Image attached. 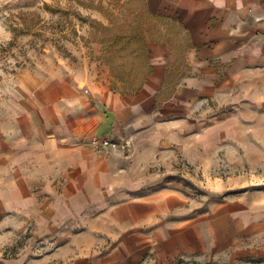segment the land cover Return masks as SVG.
Segmentation results:
<instances>
[{"label":"rangeland","instance_id":"374dc122","mask_svg":"<svg viewBox=\"0 0 264 264\" xmlns=\"http://www.w3.org/2000/svg\"><path fill=\"white\" fill-rule=\"evenodd\" d=\"M143 6L144 0H0V149L21 144L30 133V114L50 126L54 105L42 104L56 99L62 77L77 81L79 100L64 113L79 120L94 108L103 118L108 112L84 93L93 82L122 96L134 93L148 69L132 48L138 46L134 35L144 32L147 40L157 29ZM125 34H132V44L121 49ZM117 129L116 137L91 136L125 146L91 148L88 166L72 186L79 196L81 256H102L103 264H245L261 258L238 255L251 247L245 237L219 242L208 234L216 218L224 219V230L236 229L237 203L247 209L255 193L264 192V67L228 75L212 98L169 119L152 109L149 118ZM29 227L0 258L30 244L35 254L44 250ZM88 227L93 233L87 236Z\"/></svg>","mask_w":264,"mask_h":264},{"label":"crops","instance_id":"0c3cea01","mask_svg":"<svg viewBox=\"0 0 264 264\" xmlns=\"http://www.w3.org/2000/svg\"><path fill=\"white\" fill-rule=\"evenodd\" d=\"M143 7L157 29L147 39L151 69L140 88L122 96L91 83L92 104L108 112L103 118L94 108L79 120L64 113L67 104L79 100L77 81L62 77L56 99L52 103L47 97L42 104L45 109L54 105L55 113L47 115L50 126L43 116H35L37 124L30 114V133L21 144L0 149V252L29 225L44 249L35 254L30 244L14 256L1 257L0 264H103L102 256L80 255L79 196L77 189L72 191L91 150H104L89 143L91 135L116 137L119 123L125 126L145 114L149 118L152 109L169 119L212 98L228 75L264 67V0H144ZM60 185L64 189L58 192ZM237 204V228L224 230V219L216 218L209 240L246 239L251 247L238 255L264 258V192H256L247 209ZM83 233L90 235L92 227Z\"/></svg>","mask_w":264,"mask_h":264},{"label":"trees","instance_id":"16d2710c","mask_svg":"<svg viewBox=\"0 0 264 264\" xmlns=\"http://www.w3.org/2000/svg\"><path fill=\"white\" fill-rule=\"evenodd\" d=\"M134 36H135V40H137V42H138L137 43L138 46L136 44H133L134 47H132L135 51L136 57L140 60L141 63L143 61L148 65V69L144 73L143 78L138 85V88H140L142 86L144 80L146 79L148 73L150 72V69H151L150 64H149L150 50L148 48V42L146 40L144 32L140 31V33H136ZM121 40L123 41V43L120 45L119 48L126 49L128 47H131L132 34L131 35L125 34V35L121 36ZM245 261H246L245 264H255V263L264 264V259H261V258H247ZM182 262L183 261H181V260H175L174 262H172L170 264H181Z\"/></svg>","mask_w":264,"mask_h":264},{"label":"built area","instance_id":"2783aa9c","mask_svg":"<svg viewBox=\"0 0 264 264\" xmlns=\"http://www.w3.org/2000/svg\"><path fill=\"white\" fill-rule=\"evenodd\" d=\"M83 91L86 94L91 93L89 88H84ZM89 143L97 149H105L108 147H124L125 146L123 141H117V140L110 138V137H95L94 136L89 140Z\"/></svg>","mask_w":264,"mask_h":264}]
</instances>
